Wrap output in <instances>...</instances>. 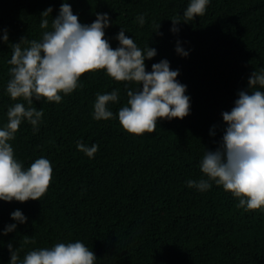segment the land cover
<instances>
[{
	"label": "trees",
	"instance_id": "trees-1",
	"mask_svg": "<svg viewBox=\"0 0 264 264\" xmlns=\"http://www.w3.org/2000/svg\"><path fill=\"white\" fill-rule=\"evenodd\" d=\"M62 2L82 24L107 13L104 38L113 49L121 29L141 50L155 48L146 71L166 59L186 85L190 111L183 119H158L153 133L130 134L118 110L127 91L140 85L116 81L103 69L83 74L81 87L61 93L60 103L34 100L43 110L38 131L22 121L9 143L25 169L48 159L52 180L40 200H0V264H9V243L22 260L30 250L76 241L95 253L94 264H264V211L238 208V199L214 182L203 192L187 186L207 179L200 162L222 140V113L248 90L252 72L264 71V0H209L204 15L188 22L183 13L190 0H0V36L7 30L9 41L0 43V128L10 106H27L6 91L11 44L22 36L39 41ZM49 7V28L42 29L40 14ZM177 42L187 56L176 52ZM113 90L119 92L108 105L113 118L93 119L97 94ZM77 141L97 144L98 151L89 158ZM15 210L24 223L11 219ZM9 224L16 228L4 234Z\"/></svg>",
	"mask_w": 264,
	"mask_h": 264
},
{
	"label": "clouds",
	"instance_id": "clouds-1",
	"mask_svg": "<svg viewBox=\"0 0 264 264\" xmlns=\"http://www.w3.org/2000/svg\"><path fill=\"white\" fill-rule=\"evenodd\" d=\"M209 0H190L183 13L184 22L204 15ZM52 8L40 14V27L49 28ZM143 25L144 17H138ZM176 25L179 20H172ZM109 26L107 13H97L90 24H82L74 15L71 5L62 2L58 15L51 20V30L42 33V38L28 41L22 36L12 43L11 58L8 60L9 76L6 91L12 100L22 98L7 110V123L0 128V200L26 202L40 200L52 180V165L46 158L35 159L26 169L15 158L9 141L15 138L22 121L29 122L33 131L43 116V110L33 107V101L44 98L48 102L60 103L62 95H69L81 87L80 77L87 72L106 70L116 81L134 82L140 85L127 91L126 106L118 110V121L130 134L153 133L158 119H183L189 114L190 99L185 95L186 85L177 81L178 70H171L169 62L162 59L146 71L145 60L157 53L147 46L141 50L132 38L121 29L116 35L119 46L113 49L105 39L104 29ZM159 25L156 27L158 29ZM172 32L178 29L173 27ZM7 30L0 36V43H8ZM26 44V47H22ZM176 52L187 56L177 42ZM264 71H253L248 79V90L238 93L234 107L222 113L226 124L219 146L214 151L206 150L200 162V170L207 177L188 180L189 188L207 191L212 182L222 186L237 198L238 208L245 211H264ZM119 99L118 90L97 94L93 105V119L109 120L113 112L110 103ZM79 151L92 158L98 145L88 146L77 141ZM14 221L24 223L26 217L20 210L10 214ZM16 224L7 225L4 234L13 231ZM25 240V243H28ZM34 243V241H31ZM9 264H94L96 255L82 242H60L49 248L28 251L23 259L19 250L8 244Z\"/></svg>",
	"mask_w": 264,
	"mask_h": 264
}]
</instances>
